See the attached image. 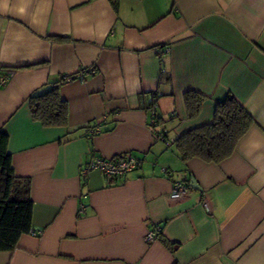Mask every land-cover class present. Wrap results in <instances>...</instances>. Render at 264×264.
<instances>
[{
  "label": "crops",
  "instance_id": "1",
  "mask_svg": "<svg viewBox=\"0 0 264 264\" xmlns=\"http://www.w3.org/2000/svg\"><path fill=\"white\" fill-rule=\"evenodd\" d=\"M114 1L0 0V130L38 232L0 264H264V0ZM77 74L58 88L67 128L33 122L29 95ZM187 91L205 96L195 117ZM229 95L253 124L226 161L183 163L155 140L152 103L175 140ZM129 154L141 167L113 185L79 177L93 158ZM190 177L199 190L171 200Z\"/></svg>",
  "mask_w": 264,
  "mask_h": 264
},
{
  "label": "trees",
  "instance_id": "2",
  "mask_svg": "<svg viewBox=\"0 0 264 264\" xmlns=\"http://www.w3.org/2000/svg\"><path fill=\"white\" fill-rule=\"evenodd\" d=\"M109 1L116 9L117 2ZM61 83L62 79L47 83L26 100L32 121L42 128L68 126L67 103L61 100L58 89ZM183 96L187 115L195 117L200 112L205 96L193 91H187ZM152 106L154 103L149 106L148 111ZM155 120L156 125L150 127L153 133L165 131L168 135L157 115ZM252 124V117L229 95L224 102L216 104L211 123L177 137L170 147H174L176 155L183 163L190 159H199L206 163L219 164L232 156L238 141L249 131ZM8 142V136L0 130V252H12L23 235H29L33 230L31 182L28 178H18L14 175L11 155L7 151ZM116 182L118 181H107L112 185ZM182 183L187 185L186 182ZM158 234L159 232L157 236ZM162 242L171 253L178 248L177 244L165 239Z\"/></svg>",
  "mask_w": 264,
  "mask_h": 264
},
{
  "label": "built area",
  "instance_id": "3",
  "mask_svg": "<svg viewBox=\"0 0 264 264\" xmlns=\"http://www.w3.org/2000/svg\"><path fill=\"white\" fill-rule=\"evenodd\" d=\"M77 79H83L81 75L72 76V75H65L62 78L63 84L70 83ZM6 82V79H0V87L3 86ZM156 118V109L155 106L151 107V110L149 111V126L152 127V125H156L157 121ZM100 134V126L92 127L90 131H87V136L92 139L96 135ZM155 140L161 142L166 147H170L173 143V140L168 137V135L164 132H156L154 134ZM143 163L142 158H138L136 156H133L131 154L129 155H123L114 159H100V158H93L91 162L88 164L82 166L78 173L79 177H88L94 170L100 172L104 178V180L107 181H118L119 179H122L130 173L134 172L137 168L141 167V164ZM161 172L166 174L168 173L167 169L160 168ZM169 198L173 201H179L180 199L184 198L189 193V188L187 185H185L182 182L179 183H173L171 186V189L169 191ZM202 207L205 209L206 212H209V204L207 203L206 199H202ZM83 211V208H80ZM158 229L149 232L146 237V242H153L155 240V237L157 236ZM32 237L38 236V232H34L33 230L30 232Z\"/></svg>",
  "mask_w": 264,
  "mask_h": 264
},
{
  "label": "water",
  "instance_id": "4",
  "mask_svg": "<svg viewBox=\"0 0 264 264\" xmlns=\"http://www.w3.org/2000/svg\"><path fill=\"white\" fill-rule=\"evenodd\" d=\"M187 186H188L189 190H199V187H198L196 181L192 177L189 178Z\"/></svg>",
  "mask_w": 264,
  "mask_h": 264
}]
</instances>
